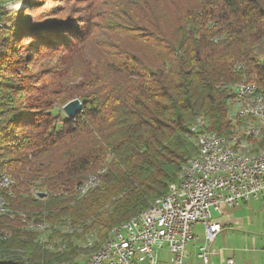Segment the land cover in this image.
<instances>
[{"label":"trees","instance_id":"obj_1","mask_svg":"<svg viewBox=\"0 0 264 264\" xmlns=\"http://www.w3.org/2000/svg\"><path fill=\"white\" fill-rule=\"evenodd\" d=\"M117 5L102 24L87 20L80 31L44 15H25L26 21L0 6V22L10 27L0 42V176L12 180L0 189L11 193L8 212L0 215V264L71 261L75 247L60 254L45 250L22 217H67L83 232L103 238L110 227L163 195L196 156L189 128L197 117L205 130L228 135L225 105L232 83L254 82L264 99V0H120ZM153 10L175 13L172 32L160 28ZM58 47L68 54L64 72L48 67L36 78L13 63L16 54L34 59ZM7 74L15 79L2 80ZM43 77L50 84L41 86L44 94L34 95ZM51 85L61 92L55 94ZM15 91L29 93L30 105L18 106ZM51 96L62 102L78 98L82 108L71 118L53 114ZM94 174L99 184L79 193V184Z\"/></svg>","mask_w":264,"mask_h":264},{"label":"built area","instance_id":"obj_2","mask_svg":"<svg viewBox=\"0 0 264 264\" xmlns=\"http://www.w3.org/2000/svg\"><path fill=\"white\" fill-rule=\"evenodd\" d=\"M243 90H252V83H242ZM197 127L202 128L205 140L204 158L190 161L173 196L164 198L134 225L124 226L102 255L82 264H184V250L194 238L197 223L203 225L204 239L196 257L201 264H210V244L221 230L213 213L222 205L234 206L264 191V157L252 163L236 160L232 153H226L223 144L220 149H212L216 140L207 137L202 123ZM225 264H233V259L227 258Z\"/></svg>","mask_w":264,"mask_h":264},{"label":"rangeland","instance_id":"obj_3","mask_svg":"<svg viewBox=\"0 0 264 264\" xmlns=\"http://www.w3.org/2000/svg\"><path fill=\"white\" fill-rule=\"evenodd\" d=\"M119 1L120 0H65V1H57V0H35V3L33 4V7H32V6H30V3H24L22 0L21 1L20 0H9L7 2H3L0 6L3 9H5L6 11L8 10L11 13L12 12L13 13L19 12L21 15H23L24 18H25V15H29L30 17H37V16H40V15H44V16L52 17V18H55V19H58V20H62V27L63 28L65 27L67 30H77V31H80L81 29H83V26H84L83 24L87 20L90 21L91 26H92V24H93V26H98V25L102 24L101 23L102 18L105 15H108V14L114 12L115 11V7H118L119 6V5H117ZM161 8L163 10H167L164 5H161ZM138 11H140V7L139 6L135 9V12H138ZM154 13H155V17L157 16V18L159 20V26H160V28L163 29L164 31L168 32V33L172 32L173 26L175 25L176 20H177V17L175 16V13L173 12L174 15L170 11H165V12H162V11L155 12L154 11ZM156 13H158V14H156ZM155 17H154V19H155ZM25 19H26V21L27 20L28 21L30 20V19H27V18H25ZM25 19H24V21H25ZM9 28L10 27H9V24L8 23H6L5 21L4 22H0V29H1L0 30V42H3L4 33H5L4 30L5 29H9ZM58 48L59 49H55V50H52V49L51 50H45V51L42 52V55L41 56H37L36 55L35 57H33L34 59H32V56L26 58L23 55V53H22V55L21 54L20 55L19 54H16L14 56L13 63L19 65L20 66L19 68H21V66H22L21 69H18V72H21V73L22 72L33 73V75L36 78H41L42 75H43V73L46 72V68H48V67L53 68V69H58L59 72H64V70H68L69 69V66L65 67V62H67V55L68 54H65V47H58ZM5 76H7V77H3L2 80H7L8 82L14 78L13 75H10V74L9 75L7 74ZM1 77H0V80H1ZM251 77L252 76H250V79H246V80H251L253 78V77L252 78ZM241 81H243V80H241ZM238 82H240V81H238ZM45 83L50 84L48 77H43L42 78L41 85H35V86H37V87H35L37 89L36 90L33 89V94L34 95L44 94L43 93L44 91L41 89V86L44 85ZM51 87H52V90L55 92V94L56 93L59 94L61 92V90L59 88L55 87L54 85H51ZM229 89H230V87H229ZM230 91H231V89H230ZM11 93L13 94V99H15L16 102H19V101L22 102V103H19L18 104V106H21V108H25V106L30 105V103L27 100V96H28L29 93H18L16 91L15 92H11ZM24 94L26 96L25 97H22ZM229 95H230V93H229ZM72 99H75V98H71V99H69V100H67L65 102H62V101H57L56 99H54L53 96H51L49 100H52L53 102L49 105V108H53V111H52L53 114H57L60 111L62 115H65V113L62 110V108H63V106L67 102L71 101ZM225 112H226V105H225ZM225 118H226V115H225ZM226 121H227V118H226ZM227 123H228V121H227ZM228 129H229V125H228ZM193 142H194V139H193ZM194 145H195V142H194ZM195 147H196V145H195ZM194 157H196V156H194ZM194 157H192V158H194ZM103 170L104 169L100 170L101 173L103 172ZM2 174H5L6 175V173H2ZM177 175H178V173H177ZM6 176H8V175H6ZM8 178L10 179L9 176H8ZM97 184H99V178H98V183ZM95 186H93V187H95ZM93 187H91V188H93ZM167 189H168V187H167ZM77 190H78V188H77ZM78 192H79V190H78ZM9 193H10V191H6V195H8ZM12 193H13V191H12ZM1 195H3V194H1ZM6 195H3V196H6ZM163 195H161V196H163ZM36 196L37 197H40L39 196V193H37ZM161 196H158V197H161ZM13 197H14V194H13ZM158 197H156V198H158ZM156 198H154V199H156ZM9 199H11V198H9ZM222 206H224V205H222ZM225 206H228V205H225ZM7 212H8V210L5 213H7ZM220 212H221V209H220L219 212H214L213 213L214 219H216L219 223H220V221L215 217V214L216 213L218 214ZM2 216H4V215H2ZM7 216L10 217L9 215H7ZM242 216L247 219L246 220L247 223L252 224V226H253L252 229H255L256 220H259V219L262 218V214H261L260 211H255V212L252 211L250 213H248V211H247V213L246 214H243ZM18 218H19V214H18ZM62 218L64 220L69 221L71 223V221L68 220L69 218H67V217H62ZM62 218H59V219H57L55 221H51V220H49V221H51L52 223L56 224ZM22 219H25V217H22ZM127 220H125V221H127ZM19 221H20V219H19ZM125 221H123V222H125ZM123 222H121V223H123ZM121 223H119V224H121ZM119 224H117V225H119ZM72 225L78 226V225H76L74 223H72ZM220 225H221V223H220ZM114 226H116V225H114ZM114 226H112V227H114ZM78 227H80V226H78ZM112 227H110L107 230V234L103 238H101L96 232H95L96 233V236H95V234L92 233L93 234V240L96 243H97V241H101V242L104 241L108 237L109 231H110V229ZM238 227H240V226H238ZM247 227H248V229H250L249 228L250 226H247ZM25 229H26V227H25ZM203 229L204 228H203V225L201 223H197L194 226L193 232H194V236L195 237L191 241H189L187 243V246H186L187 247L186 248L187 251L188 250L191 251V248L193 246H196L198 244L201 245L203 243V239H204V231H203ZM221 229H222V225H221ZM238 229H240V228H238ZM244 230L248 231L247 229H244ZM27 231H30V230H27ZM251 231H255V230H251ZM72 232H71V234L69 233L70 235L69 234L66 235L67 237L69 236L70 238L68 237V239H65V240L66 241L67 240H70V241H68V245L69 246H67V243H66V245H65V248L66 249H64V250L63 249H59L58 248V245H55L56 233L52 235L54 238L51 236V234H50L51 232L50 233H47L46 236L43 235L42 232H39L38 233V231L37 232L30 231L29 233H32L34 235L35 241L39 245H41L45 250L50 251L52 253H56V254L65 253V252H68L72 246L73 247L75 246V248L77 249L78 253H76L75 256H73V258H72L71 261H62L60 264H72V263L75 264V262L77 264H82L83 263L82 261H84L86 259V257H87V255H88L89 252H88L87 249H84V248L81 247V241L83 239V236L81 234H79L80 232H77V234L79 236L76 235V233L74 231H72ZM82 232H83V229H82ZM226 232H228V231L225 230V231L220 232V234L217 233L218 234V235H216L217 237L215 236L214 240L210 244V250H211V247H212L213 244L216 247H220L219 245L223 242V239L225 237V233ZM42 235H43V237H42ZM50 237H52V238H50ZM40 238L43 239L42 242H41ZM44 241H46V243L48 241L49 244L48 243L47 244L45 243L46 244L45 245L44 244ZM50 242H52V243H50ZM69 242H70V244H69ZM216 243H217V245H216ZM239 245H240L239 246L240 248H239V250L236 253L237 255L240 252H245V251L241 250L242 248L244 249V247H245V242H244V239L243 238L241 239V244H239ZM57 249L59 250V252H58ZM184 252H185V250H184ZM212 253L213 252L211 250V255H212ZM256 253H259V252H256ZM211 255H210V264H211ZM185 257H186V252H185ZM195 257H196V253H195ZM229 258H231V257H229ZM225 260H224V264H225ZM184 263H185V259H184ZM25 264H27V263H25ZM233 264H234V260H233Z\"/></svg>","mask_w":264,"mask_h":264},{"label":"bare ground","instance_id":"obj_4","mask_svg":"<svg viewBox=\"0 0 264 264\" xmlns=\"http://www.w3.org/2000/svg\"><path fill=\"white\" fill-rule=\"evenodd\" d=\"M249 82L250 81H242L237 84H233V85L231 84L230 93H235V94L233 96L229 95V98L226 103L227 119L231 126L228 135L219 136L214 132L205 130L204 121H202L200 118L197 117L196 121L189 128L190 134L193 136V139L197 146L196 157L189 159L182 166V168L178 173L177 180L168 186V189L163 196L154 199L146 209L131 216L127 221L112 227L109 231L108 237L101 243L97 244L93 240L92 233L82 232V227L74 226L72 225V222L70 223L69 221H66L63 218L56 224H52L49 221H35V220L33 221V220L22 219V221L24 222V226L26 227L27 230H30L32 232H37V231L38 233L42 232V234L45 236L47 235V233L50 232H51L50 233L51 236L56 233L55 245H58V248L63 250L66 249L65 248L66 243L67 246H69L68 241L70 240L67 241L65 240L68 239L69 236L67 237L66 235L69 233L71 234L72 231H74L76 235H78L77 232H80L79 234L83 236V239L81 241V247L87 249L89 252L86 259L82 262L86 263L92 261L94 257H97L98 255H102L104 253V250H106L110 242L122 231V228L124 226L134 225L137 222V220H140L141 217H143V215L149 214L150 210L155 205L159 204L160 201H162L164 198L173 196V191L178 188V181H180L181 178L185 176L186 170L190 168V161L202 160L204 158L203 149L205 147V140H203L202 137V128L197 127L198 123L203 124V131L205 134H207V137H210V139L212 140H216V142H212V149H220V144H223L226 153H232V155L236 157V160L243 161L245 163L257 162L258 160H260V158L264 157V144L262 143L263 131H264V99L262 94H260L257 91V86L254 82H251L252 90L241 91L242 83H249ZM245 110H261V112L260 114H251V115L247 113H241ZM236 113L239 114L236 115ZM4 177L6 181H3ZM0 183H2V187H0V189L1 188L7 189L12 184V180H10L8 176L3 174L0 176ZM82 183L85 184L83 186H79V190L80 193L83 194L88 189L96 185L97 175L94 174L88 176ZM10 194L11 193H9L8 196H11ZM8 204L9 201L7 199V196L1 195L0 192V215L4 214L8 210ZM40 240L41 242L43 241L42 238H40ZM48 241L47 243L49 244ZM45 243L46 241H44V244ZM75 264L77 263L75 262Z\"/></svg>","mask_w":264,"mask_h":264},{"label":"crops","instance_id":"obj_5","mask_svg":"<svg viewBox=\"0 0 264 264\" xmlns=\"http://www.w3.org/2000/svg\"><path fill=\"white\" fill-rule=\"evenodd\" d=\"M247 211L248 213L260 211L262 214V218L256 220L255 229H252V224L247 223V219L242 216ZM215 217L222 225L220 232L225 230L228 232L225 233L223 242L219 245L220 247L212 245L211 264H224V260L229 257L233 258L234 264H264V191L259 196L235 206H222L221 212L216 213ZM247 226H250V229ZM242 238L244 239L245 247L241 250L245 252H240L237 255ZM198 245L191 248L192 252L190 250L187 251V247H185L186 257L184 264H201L195 257Z\"/></svg>","mask_w":264,"mask_h":264},{"label":"water","instance_id":"obj_6","mask_svg":"<svg viewBox=\"0 0 264 264\" xmlns=\"http://www.w3.org/2000/svg\"><path fill=\"white\" fill-rule=\"evenodd\" d=\"M82 108V102L78 99H72L71 101L67 102L62 110L68 118L74 117ZM40 197L44 196V193H39Z\"/></svg>","mask_w":264,"mask_h":264}]
</instances>
